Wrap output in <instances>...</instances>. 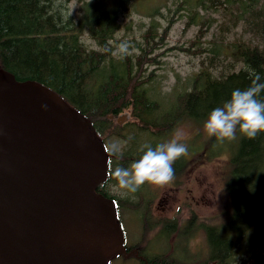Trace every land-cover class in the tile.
<instances>
[{"label":"trees","instance_id":"16d2710c","mask_svg":"<svg viewBox=\"0 0 264 264\" xmlns=\"http://www.w3.org/2000/svg\"><path fill=\"white\" fill-rule=\"evenodd\" d=\"M69 1L0 0V70L16 81H34L58 95L88 121V129L102 148L103 140L108 137L124 142L119 154L113 155L103 148L107 154L106 180L97 186L96 193L112 201L118 225L119 209L137 213L142 235H146L150 194L136 192L124 197L112 194L108 189L116 181L109 178L111 171L117 166L130 167L143 154L144 145L155 147L167 141L180 124L202 128L208 113L228 99L234 89L250 85L253 72L264 79V0H177L176 7L185 5L192 23L196 22L198 9L205 13L221 10L224 22L219 25L220 33L215 38L235 28L240 34L226 43V52H222L221 43L213 41L209 48H198L199 54H209L206 62L201 61L198 71L178 90L173 88L166 95L153 93V73L145 74L143 65L153 62L148 55L162 41L172 19L158 37L151 23L141 35L143 45L138 54L121 60L112 56L110 42L118 28L117 20L134 13L136 1L88 0L76 16L68 13ZM158 13L155 6L146 14ZM212 21L205 19L200 26L207 24L208 27ZM202 32L201 29L196 32L191 45L199 46ZM84 35L95 48L84 44ZM120 114L131 121L118 125L116 118ZM123 130L134 133L127 136ZM198 130L195 138L198 137L200 148L193 154L208 153L211 149L215 152H209L210 157L226 153L229 165L225 180L229 209L224 214V222L203 229L205 263L237 264L234 258L238 254L237 246H243L242 241L251 236L250 241H245L249 255L238 264H264V133L248 140L237 132V139L228 144L207 138L205 133L199 135ZM140 134L147 137L143 145L135 140ZM187 165L183 157L175 162L174 181ZM163 228L176 229L173 222ZM222 229L229 234L223 235ZM162 236L168 238L167 234ZM142 243L141 238L135 247L128 248L124 243L126 255L113 257L108 264L118 258L126 262L132 256L137 264H181L167 252L148 257L147 251L139 252L138 245Z\"/></svg>","mask_w":264,"mask_h":264},{"label":"water","instance_id":"95a60500","mask_svg":"<svg viewBox=\"0 0 264 264\" xmlns=\"http://www.w3.org/2000/svg\"><path fill=\"white\" fill-rule=\"evenodd\" d=\"M106 169L81 114L0 70V264H108L126 255L112 201L96 193Z\"/></svg>","mask_w":264,"mask_h":264},{"label":"rangeland","instance_id":"374dc122","mask_svg":"<svg viewBox=\"0 0 264 264\" xmlns=\"http://www.w3.org/2000/svg\"><path fill=\"white\" fill-rule=\"evenodd\" d=\"M87 1L70 0L66 5L68 13L75 16L80 14L82 4ZM135 1L136 11L117 20L118 28L113 34L114 39L110 42L113 48L111 54L116 58L114 53L118 45L124 41H128L131 45V56L138 54L139 48L143 45L141 35L148 26L151 23L154 24V30L158 37L161 34L159 32H162L163 28L167 26L169 19H172L162 41L157 43L148 55L149 58H153V62L143 65L146 68L145 74L153 73V84H151L154 87L153 93L158 91L160 95H166L173 88L178 90L187 78L198 71L200 62H206V58L209 56L207 52L199 54L198 48H209L213 41L217 44L221 43L223 45L222 52H226L224 48L226 43L235 40L234 37L240 34V30L235 28L233 31L223 32V35L215 38L220 33L219 25L224 22L221 10L205 13L198 9L196 22L192 23L188 20L189 13L186 10V6L176 7L177 0ZM155 6L158 7L159 13L148 16L146 14L148 9ZM205 19H212L213 21L208 27L207 24L201 27V22ZM199 29L203 31V38L200 39L199 46L191 45ZM221 36L223 38H219ZM157 37L154 38L156 42L158 41ZM244 37H249V35L244 34ZM82 38L87 47L95 48L87 35ZM241 39L245 41L251 38ZM121 115L125 114H120L119 116ZM125 121H131V119L126 116ZM177 130L184 133L183 142L188 146V153L183 156L188 164L186 169L179 175L177 181H173L164 187L146 183L138 191L144 196L150 194L148 234L142 235L141 220L138 214L130 213L127 209H119V227L125 246L128 248L135 247L137 246L135 244L136 241L141 238L143 243L138 245L139 252L147 251L148 257L150 254L167 252L169 253L167 255L171 258L180 260L178 262L181 264H202L207 259L203 229L206 226L224 222V214L229 209V200L225 191V180L229 170L228 156L226 153H222L215 157H210L208 153L215 152L212 149L208 153L193 154L200 148L199 139L198 137L195 138L198 129L195 125L188 123L176 126L167 140L171 139ZM198 131L199 135L204 134L203 126ZM125 132L126 130L122 131L123 134ZM133 133V131H128L126 135L130 136ZM135 140L140 145H143L147 141V137L144 134H140L136 136ZM103 141V148L107 149L108 152L110 145L114 143L119 146L120 150L124 146V142L118 139H111V137ZM119 153L120 151L116 154ZM108 190L116 196H125L117 185L109 186ZM160 220L161 224H158ZM171 222L174 223L176 229L172 231L164 230L163 226ZM258 225L259 222L253 228L254 231H257ZM221 232L223 235L229 234L225 229H222ZM255 233L257 234L258 232ZM161 234L164 236L167 234L168 238L165 239ZM246 239L250 241L251 236H246L245 240L242 241L244 243L243 246H237L236 253L238 254L234 256L237 264L249 255L248 249L245 250ZM256 251L258 250L256 249ZM133 257L126 262L118 258L111 263L109 262V264H137Z\"/></svg>","mask_w":264,"mask_h":264},{"label":"clouds","instance_id":"9594fccd","mask_svg":"<svg viewBox=\"0 0 264 264\" xmlns=\"http://www.w3.org/2000/svg\"><path fill=\"white\" fill-rule=\"evenodd\" d=\"M130 49L128 41L121 42L114 55L122 60L130 55ZM252 75L248 87L234 89L228 99L208 113L203 123L207 138L224 143L236 140L237 132L248 140H255L264 133V79L259 73L253 72ZM183 140L184 133L177 130L171 139L155 147L144 145L138 160L127 168L115 167L109 178L116 181L124 195L135 194L146 183L159 187L170 184L175 179L173 165L188 153V146ZM109 151L115 155L120 148L114 143Z\"/></svg>","mask_w":264,"mask_h":264},{"label":"flooded vegetation","instance_id":"af4514ba","mask_svg":"<svg viewBox=\"0 0 264 264\" xmlns=\"http://www.w3.org/2000/svg\"><path fill=\"white\" fill-rule=\"evenodd\" d=\"M133 251V250H132Z\"/></svg>","mask_w":264,"mask_h":264}]
</instances>
